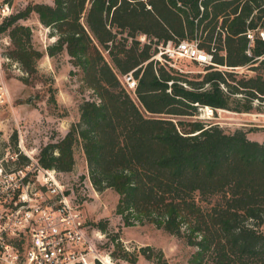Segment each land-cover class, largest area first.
Returning <instances> with one entry per match:
<instances>
[{
  "label": "trees",
  "instance_id": "16d2710c",
  "mask_svg": "<svg viewBox=\"0 0 264 264\" xmlns=\"http://www.w3.org/2000/svg\"><path fill=\"white\" fill-rule=\"evenodd\" d=\"M32 11L56 36L47 54L65 49L97 96L41 147L39 163L70 170L79 144L93 187L118 193L124 224L148 221L184 236L196 247L186 264H264V141L242 128L182 118L198 106L251 111L264 104V0L31 2L0 22L12 40L7 56L29 76L43 53L18 19ZM181 41L205 58L166 50ZM179 57L204 71L184 73ZM129 71L134 91L122 78ZM99 226L104 232L106 224Z\"/></svg>",
  "mask_w": 264,
  "mask_h": 264
},
{
  "label": "rangeland",
  "instance_id": "374dc122",
  "mask_svg": "<svg viewBox=\"0 0 264 264\" xmlns=\"http://www.w3.org/2000/svg\"><path fill=\"white\" fill-rule=\"evenodd\" d=\"M32 1L11 0V14ZM21 19H25L23 24L31 29V45L43 54L36 60V71L30 76L20 63L9 56L8 61H2L1 75L9 90V102L0 107V156L18 152L20 163L25 162L19 158L20 154L29 161V156L37 159L43 145L58 140L70 124L78 120L80 103L84 99L97 98L84 81L82 70L72 63L65 49L52 56L47 54V46L56 39V36H49V27L40 24L32 12L25 18H19V23ZM11 47L8 29L0 31V56H7ZM189 47L187 45V50H183L184 54L191 53ZM179 58L178 64L184 73L196 76L198 72L204 71L203 64L189 57ZM237 70L251 72L245 67ZM23 77L27 80L24 81ZM131 93L136 99L135 94ZM257 107L251 111H236L198 106L196 113L182 118L200 119L206 124L216 123L228 132L242 128L247 137L264 141V104H258ZM74 159L70 170L60 171L63 182L66 186H73L79 202H83L81 208L88 232L97 231L99 222L106 224L105 229H102L104 232L99 229L102 235L96 240L97 253L110 255L114 264H161L163 259L166 264L187 263L196 248L194 245L189 244L184 236L170 233L153 222L124 224L121 215L115 211L118 193L110 187L101 191L93 187L79 144L75 146ZM260 228L264 230V223ZM160 250L162 256L159 255ZM125 252L126 255H123Z\"/></svg>",
  "mask_w": 264,
  "mask_h": 264
},
{
  "label": "built area",
  "instance_id": "2783aa9c",
  "mask_svg": "<svg viewBox=\"0 0 264 264\" xmlns=\"http://www.w3.org/2000/svg\"><path fill=\"white\" fill-rule=\"evenodd\" d=\"M13 13V4L0 3V20ZM264 36V32H260ZM251 37V34L248 33ZM205 56L186 41L166 50L184 55ZM0 107L9 102V90L1 75ZM126 86L134 91L131 71L124 74ZM28 155V154H27ZM29 156V155H28ZM18 162V152L0 156V264H114L110 255L98 252L96 240L102 233L88 232V225L73 186H66L62 172L39 163L38 157Z\"/></svg>",
  "mask_w": 264,
  "mask_h": 264
},
{
  "label": "crops",
  "instance_id": "0c3cea01",
  "mask_svg": "<svg viewBox=\"0 0 264 264\" xmlns=\"http://www.w3.org/2000/svg\"><path fill=\"white\" fill-rule=\"evenodd\" d=\"M16 1H18V0H14V2H16ZM32 2H46V3H50L51 4V3H53V0H33ZM32 13L35 15L36 19H38L37 13L34 12V11H32ZM24 20L25 19H21V23H25ZM38 21H39V19H38ZM39 23L41 24L40 21H39Z\"/></svg>",
  "mask_w": 264,
  "mask_h": 264
}]
</instances>
